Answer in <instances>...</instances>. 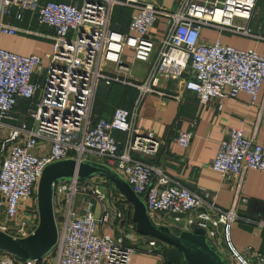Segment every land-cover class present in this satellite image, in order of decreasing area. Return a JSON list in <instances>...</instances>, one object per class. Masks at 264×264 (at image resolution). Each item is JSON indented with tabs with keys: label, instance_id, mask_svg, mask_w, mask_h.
<instances>
[{
	"label": "built area",
	"instance_id": "obj_1",
	"mask_svg": "<svg viewBox=\"0 0 264 264\" xmlns=\"http://www.w3.org/2000/svg\"><path fill=\"white\" fill-rule=\"evenodd\" d=\"M256 1L179 0L167 10L158 7L157 0H0V36H38L30 26L17 28L5 21L12 17L22 22L27 8L38 25L53 31L51 51L43 57L0 48V129L6 130L0 145V231L15 239L34 233L36 187L46 166L68 159L101 158L135 194L146 195L147 212L155 224L179 231L203 230L218 253L226 255L222 257L227 264H264V252L250 247L239 251L231 238L236 223L264 229V218L242 216L247 206L243 198L222 210L215 198L208 200L179 186L159 167L143 161L142 157L155 156L160 144L135 126L142 99L159 95L160 82L181 83L183 91L195 94L203 106L241 92L255 101L264 84V57L219 41L202 43L200 29L248 36L250 30L234 25L233 20L251 19ZM117 7L128 11L123 26L113 20ZM160 23L155 37L152 32ZM135 62L147 65L140 81L130 77ZM101 82L136 90L131 109L116 108L110 120L94 121L93 103ZM194 128L195 122L178 134L180 147H189ZM116 133L123 139H116ZM210 167L223 180L248 170L264 173V144L232 128L219 142ZM104 186L113 199H107ZM112 186L99 177H74L53 186L58 228L53 264H130L137 249L127 242H135L137 235L114 237L101 232L104 225L112 230L117 222L131 223L125 200ZM76 194L83 198L74 209ZM147 247L148 253L158 254L154 239L148 240ZM0 264L46 262L45 258L20 261L3 254Z\"/></svg>",
	"mask_w": 264,
	"mask_h": 264
},
{
	"label": "crops",
	"instance_id": "obj_2",
	"mask_svg": "<svg viewBox=\"0 0 264 264\" xmlns=\"http://www.w3.org/2000/svg\"><path fill=\"white\" fill-rule=\"evenodd\" d=\"M45 1L47 0H39V3ZM178 1L157 0V6L172 10L177 6ZM14 10L16 12V9ZM22 12L24 15L22 22L12 17L6 18L5 21L17 28L30 26L38 36L23 34L0 36V48L23 56L43 57L51 51L50 37L53 31L38 25L29 8ZM233 23L248 28L249 35L230 32L220 34L215 28L201 27L200 41L206 44L219 41L222 45L234 49L253 50L264 57V0L256 1L251 19L246 21L236 18ZM161 25L162 23L158 29L153 30L155 37L159 36ZM146 70L147 65L139 63V76H133L131 68L130 77L140 81ZM158 90L159 95L148 94L142 99L135 126L152 134L159 141L160 147L155 156L140 158L148 164L159 167L179 186L207 197L208 200L215 198V205L222 210L229 209L236 198H243L247 201V206L242 216L264 218V173L248 170L241 176L223 180L210 167L219 142L232 128L242 129L247 138L253 139L258 144H264V84L254 102L246 93L241 92L235 98L223 102L211 100L204 106L199 104L195 94L183 91L179 82H160ZM95 97L96 113L101 119L110 120L115 108L131 109L136 90L120 84L101 82ZM193 122H195L193 138L189 147L184 149L176 143V138L180 132L188 130ZM115 138L122 140L123 136L116 133ZM125 209L128 210V207ZM108 233L122 237L129 233L137 235L132 221L129 224L117 222ZM231 238L233 245L239 251L250 247L264 252V229L255 225L236 223L232 227ZM135 240L131 244L127 242L137 249L131 257L130 264H164L161 256L148 253V238L137 235Z\"/></svg>",
	"mask_w": 264,
	"mask_h": 264
},
{
	"label": "water",
	"instance_id": "obj_3",
	"mask_svg": "<svg viewBox=\"0 0 264 264\" xmlns=\"http://www.w3.org/2000/svg\"><path fill=\"white\" fill-rule=\"evenodd\" d=\"M76 177L85 180L99 177L111 183L116 192L132 207L131 221L140 237L152 238L181 253L185 264H227L201 229L182 230L178 234L168 226L155 224L148 215L146 195L142 198L108 165L96 161L73 159L49 164L44 168L36 187L38 226L24 239H15L0 231V253L20 261L39 262L56 246L58 228L53 210V186Z\"/></svg>",
	"mask_w": 264,
	"mask_h": 264
},
{
	"label": "trees",
	"instance_id": "obj_4",
	"mask_svg": "<svg viewBox=\"0 0 264 264\" xmlns=\"http://www.w3.org/2000/svg\"><path fill=\"white\" fill-rule=\"evenodd\" d=\"M117 10H118V12L116 14H114V12H113V20L115 22H119L120 25L123 26V21H124L126 15H127L128 11L126 9L120 8V7ZM120 31H122L121 27H120ZM95 104H96V97H95V102H94L93 110H92V118H93L94 121L97 120V119H101L98 116V114L96 113L97 111H96V108H95ZM21 106H24V105L21 104L20 105V109L24 108V107H21ZM125 204L128 207L126 217L131 222L132 207L126 201H125ZM172 232L175 233V234H178L180 231L176 230V231H172ZM151 239L152 238H148V240H151ZM156 243H157V246L159 247L158 254H160V256L163 258L164 264H185L184 261L182 260L181 253L178 250H176L175 248H173L171 246L165 245V244H163V243H161L159 241H156ZM2 254L3 253H0V255H2Z\"/></svg>",
	"mask_w": 264,
	"mask_h": 264
},
{
	"label": "rangeland",
	"instance_id": "obj_5",
	"mask_svg": "<svg viewBox=\"0 0 264 264\" xmlns=\"http://www.w3.org/2000/svg\"><path fill=\"white\" fill-rule=\"evenodd\" d=\"M118 8H115L114 9V14H116L117 12H118V10H117ZM125 9V8H124ZM127 10V9H126ZM225 32H223V34H224ZM220 34H222V33H220ZM129 62V61H128ZM131 68H132V74H133V76H136V75H138L139 74V63L138 62H135V63H133L132 64V66H131ZM139 76V75H138ZM137 77V76H136ZM99 92H100V90H99ZM21 107H23V106H21ZM26 107V106H25ZM20 111V113H21V115L22 116H24L25 115V108H22V109H20L19 110ZM6 139V130H4V129H0V145H1V143L4 141ZM0 160H1V156H0ZM94 161H96V162H99V163H102V164H105V163H103L104 162V160L103 159H101V158H94ZM107 186V185H106ZM106 186H104V191L105 192H107V194H106V196H107V199L108 200H111V198L113 199V196H110L109 194L110 193H108V189H107V187ZM113 187V186H112ZM110 192V191H109ZM83 198V195H81V194H76L75 195V197H74V203H73V208L75 209L78 205H79V202H80V200ZM105 206L108 208V202L107 203H105ZM110 208V207H109ZM95 213H94V215H95V217L96 218H99V215H100V208H99V205L98 206H96V210L94 211ZM0 218H1V216H0ZM1 222V221H0ZM58 224L60 225L61 224V221H58ZM177 229H175V228H171V231H176ZM108 229H107V227H106V225H104L103 227H102V233H104V234H109L108 233ZM110 235V234H109ZM111 236H114L115 237V235H111ZM3 255V254H2ZM1 255V256H2ZM222 256L226 259V255L225 254H223L222 253ZM15 259V258H14ZM45 262H46V264H53L54 263V250L47 256V257H45Z\"/></svg>",
	"mask_w": 264,
	"mask_h": 264
}]
</instances>
